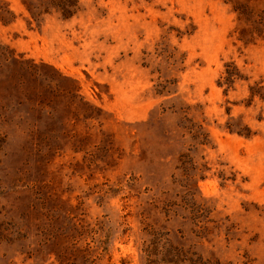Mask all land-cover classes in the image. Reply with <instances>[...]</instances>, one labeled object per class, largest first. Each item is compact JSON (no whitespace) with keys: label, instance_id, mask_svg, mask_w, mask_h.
<instances>
[{"label":"rangeland","instance_id":"374dc122","mask_svg":"<svg viewBox=\"0 0 264 264\" xmlns=\"http://www.w3.org/2000/svg\"><path fill=\"white\" fill-rule=\"evenodd\" d=\"M0 1V264H264V0Z\"/></svg>","mask_w":264,"mask_h":264},{"label":"trees","instance_id":"16d2710c","mask_svg":"<svg viewBox=\"0 0 264 264\" xmlns=\"http://www.w3.org/2000/svg\"><path fill=\"white\" fill-rule=\"evenodd\" d=\"M80 0H23L22 3L26 9L30 12L34 19H39L46 14L52 12L60 13L64 18H73L80 11ZM234 9L237 11L241 18H244L247 22L251 21V16L253 14V9L247 3H242V1H236L234 3ZM12 12L0 1V17L3 20H7L8 16ZM261 24V23H260ZM254 30H258L257 27H253L250 32L243 31L242 37L246 35H252ZM229 67L227 69L226 83L230 84L238 77L237 68L230 63L226 65ZM228 128L231 131L237 130L239 134L250 136L251 132L247 127L240 128L239 125L235 123H230ZM202 128L198 130V135L203 137V142H199L200 145L206 143L207 136L201 132ZM65 218V217H64ZM68 218V217H67ZM65 218V219H67ZM69 222L63 228L57 230L52 236L56 241V244L61 247L55 252L56 260L60 264H96L98 258H91V242H88V237L91 233H96L95 230L90 228L91 224L87 223L84 218H68ZM92 241L94 238L91 236ZM85 243L86 249L83 250L79 244L81 242Z\"/></svg>","mask_w":264,"mask_h":264}]
</instances>
